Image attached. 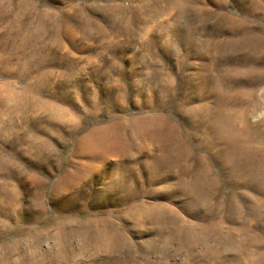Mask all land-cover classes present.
Wrapping results in <instances>:
<instances>
[{
	"label": "rangeland",
	"instance_id": "obj_1",
	"mask_svg": "<svg viewBox=\"0 0 264 264\" xmlns=\"http://www.w3.org/2000/svg\"><path fill=\"white\" fill-rule=\"evenodd\" d=\"M263 171L264 0H0V264H262Z\"/></svg>",
	"mask_w": 264,
	"mask_h": 264
},
{
	"label": "bare ground",
	"instance_id": "obj_2",
	"mask_svg": "<svg viewBox=\"0 0 264 264\" xmlns=\"http://www.w3.org/2000/svg\"><path fill=\"white\" fill-rule=\"evenodd\" d=\"M257 80V79H256ZM255 81V80H254ZM258 81V80H257ZM256 81V82H257ZM257 103V102H256ZM207 107V106H206ZM208 108V107H207ZM29 110V109H28ZM200 111V110H199ZM206 111H207V109H206ZM221 111V110H220ZM194 112V111H193ZM197 112V111H196ZM221 113V112H220ZM190 114V113H189ZM212 114V113H211ZM197 116V115H196ZM195 116V117H196ZM207 116V115H206ZM206 116H205V118H206ZM245 116V115H244ZM203 117V116H202ZM223 118V116H221L218 112H216V113H214V114H212L210 117H209V119H208V124H210V131H211V133H212V136L214 137V138H216V141H218V140H220V141H222V142H224L223 144H222V146L221 147H219V153L221 154V155H219V156H217V155H215V157H214V159H215V161H217L218 163H220V161H221V156L222 157H228V158H230V159H232V160H234V161H237V160H239V158L240 157H242L243 156V153L244 152H247V150H248V148L246 147V145L245 144H243V139H245L244 138V136H243V130H237V129H235L234 127L236 126H233L232 127V124H230V123H224V120L222 119ZM248 119V118H247ZM260 120V119H259ZM258 120V121H259ZM207 121V120H206ZM250 121V120H249ZM261 121V120H260ZM205 122V119L204 120H202V121H200L199 120V122H198V124H200V123H204ZM243 123V122H242ZM207 124V125H208ZM245 124H247V122L245 123ZM254 124V123H253ZM241 126V125H240ZM239 126V127H240ZM242 126H244V124L242 125ZM238 127V126H237ZM240 129V128H239ZM248 129V128H247ZM97 131H93L88 137H86V139H84V141L82 142V144H81V152L82 153H86V150L89 148V147H91L90 145H91V143H97L98 145H100V146H102L103 144H104V141H105V136L107 135L106 134V132H105V130L104 129H102V131H101V133H98L97 135ZM226 138H227V140H226ZM218 139V140H217ZM242 142V143H241ZM259 144V143H258ZM212 146V145H211ZM219 146V145H218ZM80 149V148H79ZM78 150V149H77ZM258 152V151H257ZM252 154H253V152H252ZM252 154H250V156H252ZM254 156H256L255 154H254ZM253 156V157H254ZM246 157V156H245ZM244 157V158H245ZM247 157H249V156H247ZM253 157H252V160H248L247 158H246V162H245V164L246 165H244L246 168H247V170L250 172V171H252V169H253V165H254V163H252L253 162ZM180 158V157H179ZM243 158V159H244ZM256 158V157H255ZM181 159H185L183 156L181 157ZM199 160V159H198ZM226 160V159H225ZM248 160V161H247ZM182 161V160H181ZM255 161V160H254ZM198 162V164H197V169H196V171H195V180L194 181H191V185H192V187L193 188H195L196 190H198V191H200V192H205V193H207V194H210L211 192H212V187H211V181H209L210 180V178L208 179V172H209V170H210V164H209V162H207L206 160H204V159H200L199 161H197ZM226 162V161H225ZM235 164H237L236 162H235ZM234 164V165H235ZM231 165V164H230ZM236 166V165H235ZM232 167H233V165H232ZM239 169H244L243 168V166H241L240 168H238V170L237 171H239ZM235 170V169H234ZM244 170H246V169H244ZM242 171V170H241ZM264 172V171H263ZM246 173V172H245ZM258 175H260V174H258ZM262 175V174H261ZM256 176H257V174H256ZM79 178V177H78ZM257 178H259L258 176H257ZM214 179V178H213ZM261 179H262V177H261ZM68 188V187H67ZM213 193V192H212ZM202 195H204V194H202ZM202 195H201V197H202ZM206 195V194H205ZM211 195V194H210ZM213 195V194H212ZM198 196V195H197ZM200 196V195H199ZM198 196V197H199ZM207 197V196H206ZM208 198V197H207ZM209 199V198H208ZM211 204V203H210ZM165 209V208H164ZM141 210V209H140ZM145 210V209H144ZM158 210V209H157ZM160 211H161V209H160ZM169 211V210H168ZM159 212V211H158ZM172 212V211H171ZM144 216V215H143ZM142 216V217H143ZM141 218V217H140ZM159 219V218H158ZM161 220V219H160ZM156 222V221H155ZM172 222V221H171ZM181 222V221H180ZM185 222V221H184ZM158 223V222H157ZM167 223V222H166ZM160 223H158L157 225L158 226H161V225H159ZM164 224V223H163ZM169 224H170V222H169ZM168 225V224H167ZM181 225V224H180ZM182 227V226H181ZM162 228H163V226H162ZM165 228H166V226H165ZM194 228V227H193ZM174 230H176V228H173ZM187 232H190V231H187ZM94 233V232H93ZM195 233V232H194ZM211 234V233H210ZM102 235H103V233H102ZM178 235V234H177ZM192 235V234H191ZM191 235H190V237H191ZM172 236H173V234H172ZM179 236V235H178ZM213 236V235H212ZM98 237V236H97ZM185 237V236H184ZM193 237H195V236H193ZM101 238H102V236H101ZM176 238V237H175ZM196 238V237H195ZM198 238V237H197ZM206 238H207V236H206ZM109 239V238H108ZM168 239V238H167ZM192 239V238H191ZM93 241V240H92ZM187 241V240H186ZM87 242V241H86ZM197 242V241H196ZM207 242V241H206ZM88 243V242H87ZM86 245V244H85ZM164 245V244H163ZM92 246V245H91ZM193 246V245H192ZM168 247V246H167ZM223 247H224V244H223ZM81 248H83V247H81ZM88 248V247H87ZM222 248V247H221ZM86 249V248H85ZM87 250V249H86ZM85 250V251H86ZM194 251V250H193ZM222 251V250H221ZM101 252V251H100ZM97 255V254H96ZM263 255V254H262ZM263 257V256H262ZM248 262V261H247ZM259 263H261V262H259ZM258 263V264H259ZM262 264H264V262L262 263Z\"/></svg>",
	"mask_w": 264,
	"mask_h": 264
}]
</instances>
